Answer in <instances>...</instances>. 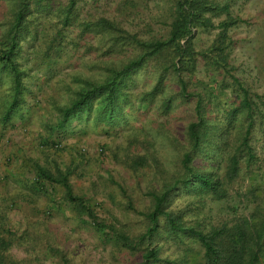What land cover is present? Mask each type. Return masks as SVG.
<instances>
[{
	"label": "rangeland",
	"instance_id": "374dc122",
	"mask_svg": "<svg viewBox=\"0 0 264 264\" xmlns=\"http://www.w3.org/2000/svg\"><path fill=\"white\" fill-rule=\"evenodd\" d=\"M172 5L173 0H80L78 13L81 17L101 15L114 19L125 29L147 38L165 35ZM228 11L240 19L228 30L231 39L228 60L233 66L232 72L248 87L252 97L255 93L261 95L264 91V0L229 2ZM223 18L221 14L212 20L215 24ZM216 31L215 28L193 29L194 50L205 49ZM73 36L67 32L60 47L48 57L41 53L42 32L21 43L17 60L24 69L23 103L9 122H0V232L11 241L2 254L17 264H136L140 261L138 252L115 246L112 240L100 237L85 217H76L59 186L47 182L34 184V167L40 166L52 173L68 170L67 181L73 194L90 205L99 221L135 236L144 230L145 220L140 211L149 207L148 190L157 188L158 182L148 157L147 163L135 170L130 166L132 159L144 153L140 142L150 141L160 163H166L164 169L171 167L174 152L163 135L181 139L182 129L191 117L192 104L174 105L162 113L156 108V100L145 108L131 96L121 109V117L112 125L96 123L90 117L84 124L73 122L69 131L52 130L57 119L56 107L66 104L77 87L71 77L77 74L88 77L100 61L118 63L126 55H102L95 38L88 39L89 43L79 40L74 45ZM196 76L207 81L200 64ZM152 78L148 69L133 75L131 95L147 90ZM6 87L8 82L1 80L0 117ZM232 95L226 89L223 99L230 103ZM253 100L261 111L251 131L255 161L247 168L240 162L237 176L224 185V198H204L200 204L192 202L196 207L185 215L188 219H197L209 226L254 210L264 215V96L260 99L255 96ZM212 111L219 116L216 108L212 107ZM231 133L232 128L228 126L225 151L231 150ZM200 160L196 163L211 167L212 172L223 177L224 152L211 162ZM174 199L175 206L194 201L184 191H179ZM49 245L56 250H49ZM185 245L190 249L197 247L189 242ZM160 246L158 255L175 263L191 254L184 251V246L172 242H162Z\"/></svg>",
	"mask_w": 264,
	"mask_h": 264
},
{
	"label": "trees",
	"instance_id": "16d2710c",
	"mask_svg": "<svg viewBox=\"0 0 264 264\" xmlns=\"http://www.w3.org/2000/svg\"><path fill=\"white\" fill-rule=\"evenodd\" d=\"M79 1L0 0V82L3 79L8 82L2 95L4 106L0 122H9L23 103L24 69L17 60L21 43L42 32L44 46L40 52L48 57L60 47L69 31L74 35L71 42L74 45L79 40L89 43L88 39L95 38L102 55H126L118 63L100 61L94 65L96 71L88 77L80 74L71 77L77 87L66 104L56 107L57 119L52 130L69 131L73 122L84 124L90 117L96 123L112 125L121 117V109L131 96L145 108L156 100V108L162 113L174 105L191 103V117L182 129L181 139L163 135L174 152L175 160L169 170L164 169L166 163L158 160L156 148L150 141L140 142L144 153L134 156L130 166L135 170L149 158L158 185L148 190L149 207L140 211L145 220L144 230L135 236L99 221L90 205L73 194L67 181L68 170L52 173L35 166L33 183L59 186L64 201L72 206L76 217H85L100 237L112 240L115 246L138 252L140 261L136 264H264V215L257 210L209 226L185 216L196 207L192 202L200 204L204 198H224V185L237 176L240 164L247 168L256 158L250 143L251 131L261 111L253 97L260 99L264 91L252 97L248 87L232 72L233 66L228 60L231 45L228 30L240 22L229 13L228 7L229 2L236 0H173L165 35L147 38L105 16L81 17ZM221 14L224 18L214 24L212 19ZM197 28L217 30L210 44L200 51L194 50L192 45V30ZM198 64L207 81L197 78ZM143 69L151 72L152 83L147 90L131 95L132 77ZM226 89L233 94L230 103L223 99ZM212 107L219 116L213 115ZM228 126L232 128L231 150L225 151ZM223 152V177L212 172L211 167L196 163L200 159L211 162ZM179 191L190 194L194 201L175 206L174 198ZM262 198L264 201V194ZM162 242L182 245L184 251L191 254L178 263L168 261L158 255ZM188 242L197 247L190 249L185 245ZM10 244V239L0 232V264H17L2 254ZM50 249L56 250L49 245Z\"/></svg>",
	"mask_w": 264,
	"mask_h": 264
}]
</instances>
